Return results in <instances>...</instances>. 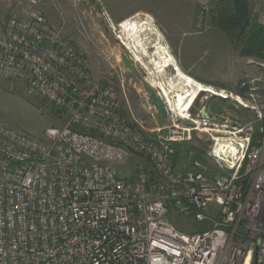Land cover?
<instances>
[{
    "label": "built area",
    "instance_id": "obj_1",
    "mask_svg": "<svg viewBox=\"0 0 264 264\" xmlns=\"http://www.w3.org/2000/svg\"><path fill=\"white\" fill-rule=\"evenodd\" d=\"M24 1L15 13L0 10V79L23 83L66 118L44 139L0 121V264H264L259 78L243 96L213 93L252 120L174 112L158 92L170 123L147 131L123 116L112 86L91 77L41 0ZM256 23L264 28V10ZM194 131L209 136L212 168L194 159L179 170L173 144L191 143ZM173 214L210 228L183 231Z\"/></svg>",
    "mask_w": 264,
    "mask_h": 264
},
{
    "label": "rangeland",
    "instance_id": "obj_2",
    "mask_svg": "<svg viewBox=\"0 0 264 264\" xmlns=\"http://www.w3.org/2000/svg\"><path fill=\"white\" fill-rule=\"evenodd\" d=\"M247 2L250 15L256 23L257 12L264 10V0H247ZM150 4L151 2L141 0H41L40 2V8L46 17L61 27L64 36L82 54L91 77L100 83L112 86L117 91L123 116L132 122L130 117L132 113L143 122L147 131L156 127L165 128L170 120L168 115L162 118L156 112L141 80L123 65L121 55L124 54L130 59L143 78L149 83H154L155 86L150 84L157 92H162L160 87L166 90L174 112H177L176 109H182L176 104L175 99L178 94L184 92L182 80L174 68L176 63L174 46L168 39L162 37L160 28L154 23ZM23 8H25L24 0H0V10L4 14H12ZM204 15L200 17L204 18ZM123 24L136 27V30H124ZM159 47L163 48L160 52ZM165 57L169 58L170 62H166ZM247 58L258 63L264 61L254 57H244L234 50L232 82L226 87L217 88V91L225 90L233 96H243L248 85L250 87L246 82L251 77L259 78V82L255 83L256 91L264 88V69L257 64H246ZM202 92L189 109L191 116L198 115L201 107L205 106L206 112L208 107H211V115L216 118L227 117L241 123L253 119V112L241 108L233 99H222ZM51 107H54L56 112L51 111ZM65 118L62 110L29 91L23 83L0 79V121L34 137L44 139L45 129L61 126ZM183 123L189 125L190 121L183 120ZM208 144L209 136L205 132L194 131L191 143L179 145L183 148L196 146L202 152V161L212 168V164L204 156ZM192 154V151L189 154L184 152L178 154L176 168L179 170L187 168ZM170 219L176 227L186 232L197 231L207 226L205 221H196L178 214L171 215Z\"/></svg>",
    "mask_w": 264,
    "mask_h": 264
},
{
    "label": "crops",
    "instance_id": "obj_3",
    "mask_svg": "<svg viewBox=\"0 0 264 264\" xmlns=\"http://www.w3.org/2000/svg\"><path fill=\"white\" fill-rule=\"evenodd\" d=\"M141 1L151 2L154 23L162 37L174 46L175 65L181 73L213 91L232 82L234 49L227 36L210 20L212 0ZM210 108L208 114H212Z\"/></svg>",
    "mask_w": 264,
    "mask_h": 264
},
{
    "label": "trees",
    "instance_id": "obj_4",
    "mask_svg": "<svg viewBox=\"0 0 264 264\" xmlns=\"http://www.w3.org/2000/svg\"><path fill=\"white\" fill-rule=\"evenodd\" d=\"M211 4L213 9L210 20L216 28L227 36L233 49L244 57L264 60V28L253 21L247 0H212ZM52 110L56 112L54 107H51ZM173 149L174 153L171 159L174 167L178 164V154L182 152L189 154L192 151L193 153L189 167L192 160H202V152L196 146L183 148L179 144H173ZM207 228H210L208 223L207 226L197 231Z\"/></svg>",
    "mask_w": 264,
    "mask_h": 264
},
{
    "label": "bare ground",
    "instance_id": "obj_5",
    "mask_svg": "<svg viewBox=\"0 0 264 264\" xmlns=\"http://www.w3.org/2000/svg\"><path fill=\"white\" fill-rule=\"evenodd\" d=\"M131 24V23H130ZM124 25V24H123ZM136 26V25H135ZM124 30H128V31H132V30H136V27H129L128 24L124 25ZM161 50H163L162 47H159L158 48V51L160 52ZM167 58V57H165ZM170 59L167 58L166 59V62H170L169 61ZM170 65V63H169ZM174 68L179 76V78L182 80V83H183V87H184V92L181 93V94H178L177 95V98L175 99V102L178 106L182 107V109H176L175 111L179 112V113H182L184 112L185 110H189L192 105L194 104V100L197 98V96L202 92H211L214 93L215 91L211 90L209 87H205L199 83H197L196 81H194L193 79H191L190 77L184 75L183 73H181L177 66L174 65ZM152 85H154L153 82H150ZM155 86V85H154ZM160 90H162V96L164 95L169 103V106H170V103H171V99L170 97L167 95L166 93V90L163 88V87H160ZM203 93V92H202ZM171 108V106H170ZM172 109L174 110V108L172 107Z\"/></svg>",
    "mask_w": 264,
    "mask_h": 264
},
{
    "label": "water",
    "instance_id": "obj_6",
    "mask_svg": "<svg viewBox=\"0 0 264 264\" xmlns=\"http://www.w3.org/2000/svg\"><path fill=\"white\" fill-rule=\"evenodd\" d=\"M121 60L123 62V65L132 73L136 76L137 79L141 80L142 82V86L144 88V90L149 94L151 101L153 103V106L156 110V112L158 114H160V116L162 118H166L167 117V110H166V106L164 101L162 100V98L159 96L158 92L154 89V87L148 82V80H146L145 78H143L136 66L130 61V59L125 56L124 54L121 55ZM204 92V91H203ZM210 93L211 92H207ZM206 110H205V106H202L200 109V115L201 116H205ZM238 231L241 233H245V230L242 227L238 228ZM255 264V263H254Z\"/></svg>",
    "mask_w": 264,
    "mask_h": 264
}]
</instances>
